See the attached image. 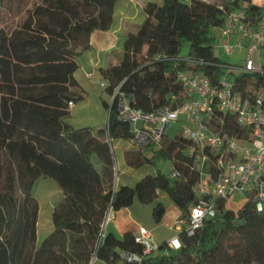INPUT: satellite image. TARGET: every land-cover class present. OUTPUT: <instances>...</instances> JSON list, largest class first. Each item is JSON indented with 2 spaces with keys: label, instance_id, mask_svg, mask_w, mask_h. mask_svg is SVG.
<instances>
[{
  "label": "trees",
  "instance_id": "16d2710c",
  "mask_svg": "<svg viewBox=\"0 0 264 264\" xmlns=\"http://www.w3.org/2000/svg\"><path fill=\"white\" fill-rule=\"evenodd\" d=\"M117 1L42 0L20 25L0 30V264H92L94 258L105 264H136L126 260L128 254L142 256L141 264H264V214L252 202L233 211L226 200L216 198L214 217L206 218L194 235L179 232L180 249L165 242L158 252L144 255L133 232L122 238L106 233L100 242L110 206L116 212L134 201L151 204L162 191L186 219L190 206L198 202L193 190L198 176L182 163L189 141L178 135L166 138L159 150L150 146L127 151L129 167L150 165L156 174L135 187H115L108 136L133 138L131 125L120 119L118 98L112 100L115 88L121 85L132 106L144 111L176 108L185 100L180 71H203L213 84L225 76L226 70L216 65L224 60L214 45L216 29L227 16L244 10L256 25L264 14V6L252 0L146 3L147 18L127 36L120 64L102 69L111 98L103 102L107 127L76 129L67 118L70 102L83 99L72 91L78 85L74 74L79 58L89 49L94 31L110 29ZM185 43L190 45L188 56L211 64L198 67L165 59L181 56ZM235 78L243 92L264 86V74ZM225 121L233 127L229 117ZM168 159L179 177L157 168L158 161ZM43 177L55 180L64 198L53 210V231L38 245L35 186Z\"/></svg>",
  "mask_w": 264,
  "mask_h": 264
},
{
  "label": "built area",
  "instance_id": "2783aa9c",
  "mask_svg": "<svg viewBox=\"0 0 264 264\" xmlns=\"http://www.w3.org/2000/svg\"><path fill=\"white\" fill-rule=\"evenodd\" d=\"M179 1L191 3L193 0ZM215 38L214 46L219 55L231 58L236 50H243V64L217 63V66L226 70L225 76L217 84H213L203 71L193 68L180 71L178 80L183 86L185 100L176 108L165 106L157 111H144L133 107L121 90V85L115 88L112 96V100L118 98L120 119L131 125L133 138L130 142L135 148L143 151L150 146L154 150L161 149L169 125L181 122L182 132L178 136L189 141L183 150L185 159L182 163L198 176L193 188L198 202L190 206L188 217L181 221L180 232L184 229L189 236L203 227L206 218L216 215V198L226 200L228 208L240 195V209L252 202L256 210L264 214V86L257 91L248 88L243 92L236 87V78L230 77L237 70L241 74H264V64L256 61L264 48V14L253 25L244 10L231 13L224 25L216 29ZM165 59L198 67L211 64L201 58L183 55ZM101 85L106 87L107 82ZM71 105L73 102H70ZM228 117L233 127L226 124ZM108 142L115 161L117 188L120 171L114 140L108 136ZM152 152L148 153L149 156ZM171 164L172 170L168 175L179 177L180 171L173 160ZM114 213L110 206L101 224L100 242L106 236L107 225ZM135 240L143 245L144 255L156 253L160 249L147 227H139ZM167 245L180 249L183 242L179 233ZM125 258L136 264H141L143 260L137 254H128Z\"/></svg>",
  "mask_w": 264,
  "mask_h": 264
},
{
  "label": "crops",
  "instance_id": "0c3cea01",
  "mask_svg": "<svg viewBox=\"0 0 264 264\" xmlns=\"http://www.w3.org/2000/svg\"><path fill=\"white\" fill-rule=\"evenodd\" d=\"M155 1L151 0H118L113 13V21L110 29L108 30H96L90 36V47L83 52L79 58V68L74 74V77L77 81V86L72 88V91L78 95H82L83 99L78 103H73L70 106V116L67 118V122L74 128H105L108 124V110L104 106V101H110L105 98V95L108 94L105 90V87H102V82L104 78L102 75V69L110 65H119L122 61L124 54V43L127 36L130 33H135L138 31L140 26L145 22L147 15L144 11V5L146 3ZM253 3L263 7L264 0H260L259 3H256L252 0ZM158 4V3H157ZM243 55L244 51L236 50L233 54ZM221 55V54H220ZM219 55V56H220ZM232 56V57H233ZM223 56L225 62L233 63V60ZM120 143V141L127 140H114ZM130 142V141H127ZM131 143V142H130ZM120 156L125 162V154L127 151L134 149V145L120 144L119 148ZM115 151V150H114ZM116 154V153H115ZM117 159V155H116ZM118 167H119V161ZM126 163V162H125ZM127 165V164H126ZM150 165H145L139 169H135V172L131 175L128 174L127 177H124L125 183H119L120 177L118 179V185L120 186H129L135 187L136 184L146 177L147 175H155L156 170H146L144 172H139L140 169ZM128 167V166H127ZM152 167V166H151ZM132 168V167H129ZM127 171V170H126ZM129 172V171H128ZM42 183V184H40ZM46 183V185H45ZM37 184L41 185V191L45 190L47 210L51 213V223L47 226V231L49 232L44 239L53 231L54 226L52 223V213L55 206L64 198V193L59 187L58 183L51 178H41ZM36 184V185H37ZM37 191L35 186V196L40 204V212L37 224V244H41L39 229L41 227V214H42V203L37 197ZM168 196L166 193L159 191L158 198L151 204H147L154 212V218L156 209H163V214L159 222L162 226L163 224L168 226L170 229L174 228L175 233L168 239L163 242H158L153 236V240L161 245L165 242H168L172 237L177 235L180 232L182 227V211L176 206V204L170 200L161 201V198ZM169 197V196H168ZM139 201H134L130 207L122 208L119 211L114 213L113 218L108 223L106 232L112 233L118 238H122L126 233L133 232L136 234L139 230V227L144 226L140 222V215L133 212V207ZM230 206V205H229ZM242 205H237L236 207H228L234 211H238ZM157 217V216H156ZM156 220V219H155ZM157 222V221H156ZM158 223V222H157ZM145 227V226H144ZM151 230V229H150ZM152 231V230H151ZM153 235V233H152ZM96 264H105L102 261H97ZM120 264V263H118Z\"/></svg>",
  "mask_w": 264,
  "mask_h": 264
},
{
  "label": "rangeland",
  "instance_id": "374dc122",
  "mask_svg": "<svg viewBox=\"0 0 264 264\" xmlns=\"http://www.w3.org/2000/svg\"><path fill=\"white\" fill-rule=\"evenodd\" d=\"M42 0H0V30L2 28H6L7 30H11L15 28L16 26L20 25L24 19L27 17V11L32 10L35 5L41 3ZM157 2L159 5L163 4V0H151ZM211 2H216L218 0H210ZM256 3H259L260 0H254ZM219 2V1H218ZM189 50H190V45L188 43H185L184 46L182 47L181 50V55L183 56H188L189 55ZM217 51V50H216ZM220 58L223 59V55H220ZM231 59V58H229ZM234 65H239L241 66V63L243 61V55H235L232 57ZM256 61L264 64V48L261 50V53L259 56L256 57ZM243 64V63H242ZM241 72L239 70L236 71L235 75H240ZM231 79H234L235 76L234 74H230ZM105 98L107 100L110 99V96L108 94L105 95ZM111 102V99H110ZM182 132V124L181 122L171 124L169 125L167 132H166V137L170 140L174 139L177 135H181ZM120 144H126L130 145L132 143L127 142V141H120L118 143L117 141H114V150L117 155V159L119 161V177H120V182L119 183H125L124 177H127L128 174L131 175L132 173L135 172L134 168H129L128 165L122 160V157L120 156V150L118 149ZM128 166V167H127ZM157 168L162 170L165 174H170L172 170V164L171 160H161L158 161L157 163ZM156 170L155 167L147 166L139 170V172H144L146 170ZM127 170V171H126ZM129 171V172H128ZM42 184V183H40ZM36 185V190L37 191V197L40 199L42 203V214H41V227L39 229V236L40 240L42 241L44 237L49 233L47 231L48 225L51 223V213L49 210H47V203H46V191L42 190L41 191V185ZM46 185V183H45ZM170 200L168 196L165 195L163 199L161 198V201L164 200ZM242 200V196L237 195L236 198L231 202L230 207H236L238 204H240V201ZM151 207H149L147 204H142V203H136V205L133 207V212L135 215L139 214L140 215V222L142 225L147 227L148 229L152 230L153 236L156 241L158 242H163L164 240L170 238L174 233L175 230L174 228L170 229L166 225L158 226L160 225L159 223L156 222L154 218V212L150 210ZM97 259L94 258L92 264H96ZM120 264H123L121 262Z\"/></svg>",
  "mask_w": 264,
  "mask_h": 264
},
{
  "label": "water",
  "instance_id": "95a60500",
  "mask_svg": "<svg viewBox=\"0 0 264 264\" xmlns=\"http://www.w3.org/2000/svg\"><path fill=\"white\" fill-rule=\"evenodd\" d=\"M162 214H163V209L160 208V209H158V211L156 212L155 215H156L158 218H161Z\"/></svg>",
  "mask_w": 264,
  "mask_h": 264
}]
</instances>
